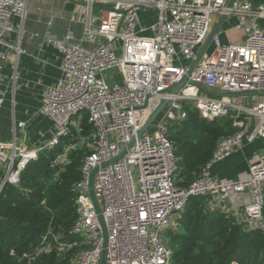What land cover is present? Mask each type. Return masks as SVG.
Returning <instances> with one entry per match:
<instances>
[{
  "label": "built area",
  "instance_id": "obj_1",
  "mask_svg": "<svg viewBox=\"0 0 264 264\" xmlns=\"http://www.w3.org/2000/svg\"><path fill=\"white\" fill-rule=\"evenodd\" d=\"M79 1L83 6L75 16L82 25L81 35L69 30L61 37L49 33L43 37L61 56V76L44 91L40 109V115L52 122V137L34 149L15 138L0 142V194L7 185L18 186L23 170L42 153L63 146L50 163L57 176L68 164L71 151H84L81 178L72 186L77 218L69 234L78 240L60 244L56 251L68 256L73 247L83 249L67 264H100L103 230L89 197L95 169L93 191L107 233L105 264H174V251L161 243L159 234L174 229L191 197L205 198L211 212L232 219L243 233L264 234V156L251 162L242 179L211 174L213 166L243 142L264 140V96L259 95L264 94V29L260 26L264 4L238 0L228 8L230 0ZM28 2L0 0V45L6 49L0 54L1 64L10 52H24L5 38L14 31V18L25 20ZM150 10L157 11L148 27L151 36H140L139 14ZM221 16L236 18L243 41L224 44L215 36L211 50L187 75ZM114 69L118 74L108 84L103 74ZM186 76V84L171 95L169 89ZM200 87L228 99L201 95ZM246 93L254 95L239 96ZM164 100L168 103L156 122L137 138ZM188 106L206 121L231 116L236 132L217 141L212 157L188 188H178V158L169 137L172 127L187 119ZM82 113L93 133L78 136L76 144L63 145L62 140L70 137L72 119ZM167 120L173 121L172 127H165ZM16 127L25 129L26 124ZM76 131L79 134V126ZM124 149L125 155L112 163ZM48 251L50 247H42L36 254Z\"/></svg>",
  "mask_w": 264,
  "mask_h": 264
},
{
  "label": "trees",
  "instance_id": "obj_2",
  "mask_svg": "<svg viewBox=\"0 0 264 264\" xmlns=\"http://www.w3.org/2000/svg\"><path fill=\"white\" fill-rule=\"evenodd\" d=\"M80 132L71 129L65 144L88 137L93 127L83 117ZM236 132L233 118L206 121L197 111L171 131L178 158L176 186L188 188L210 160L217 141ZM63 152V146L42 153L26 166L18 186L7 185L0 194V264H67L83 248L73 247L68 256L58 255L60 244L77 241L70 230L77 218L72 186L80 178L83 150H73L69 162L56 176L50 163ZM177 181L179 182L177 185ZM180 231L174 236L179 248L174 264H264V234L243 233L242 226L219 212H211L203 197H191L177 220ZM50 247L47 253L36 252ZM11 252L13 255H11ZM31 259L24 258V256Z\"/></svg>",
  "mask_w": 264,
  "mask_h": 264
},
{
  "label": "crops",
  "instance_id": "obj_3",
  "mask_svg": "<svg viewBox=\"0 0 264 264\" xmlns=\"http://www.w3.org/2000/svg\"><path fill=\"white\" fill-rule=\"evenodd\" d=\"M253 4H264V0H253ZM82 6L79 0H29L25 20L21 22L14 18V31L7 35L5 41L20 46L24 52L19 55L10 52L4 63L1 64L0 60L1 143L15 138L34 149L50 141L52 122L40 115V109L44 91L54 86L61 76V56L43 37L47 33L61 37L69 30L80 36L82 25L75 15ZM150 11H154L156 19L157 11ZM98 13L95 9V15ZM224 23L219 31L220 40L224 44L241 43L244 35L237 28L236 18H226ZM260 26L264 29V21ZM20 35L22 39L19 42ZM5 51L0 45V54ZM20 122H25V129L16 127ZM258 141L243 142L230 157L213 166L212 176L235 181L247 176L251 162L264 156L261 155L264 147Z\"/></svg>",
  "mask_w": 264,
  "mask_h": 264
},
{
  "label": "water",
  "instance_id": "obj_4",
  "mask_svg": "<svg viewBox=\"0 0 264 264\" xmlns=\"http://www.w3.org/2000/svg\"><path fill=\"white\" fill-rule=\"evenodd\" d=\"M238 1V0H230L229 4H228V8H231L234 3ZM249 2H251L253 4V0H248ZM254 5V4H253ZM226 17L225 16H221L218 18V20L214 23L212 31L210 33V35L208 36L207 40L205 41L204 45L202 46V48L200 49L196 60L192 63V65L190 66L187 75H189L191 73V71L194 69V67L197 65L198 61L200 60L201 56L204 54V52L209 48L210 43L212 41V39L219 35V31L221 29V26L223 25V23L225 22ZM187 82V76L184 77L181 82H179L178 84H176L175 86H173L172 88L169 89V93L171 95H175L177 94V92L186 84ZM201 90L210 95V96H215V97H227V95L225 94H217L214 92H211L203 87H200ZM254 94L253 93H246V94H241L239 95L240 97L242 96H248L249 98H251ZM260 96H264V94H259ZM238 95H232L230 97H239ZM168 101L164 100L160 106L153 112V114L150 116V118L147 120V122L141 127V129L139 130L138 134H137V138H140L141 135L152 125V123L160 116L161 112L163 111V109L165 108V106L167 105ZM253 125L250 126L249 128V132L252 130ZM248 132V133H249ZM134 141H132L128 146L127 149L129 147H131V145L133 144ZM124 149L122 150V152L115 158L113 159L111 162L113 163L114 161H117L119 159H121L125 153L126 150ZM97 172V169H95L91 175H90V181H89V197L91 199V202L93 204V207L95 209V212L97 214V218L100 222V225L102 227L103 230V250H102V255H101V260H100V264H105V256H106V245H107V233H106V228L104 225V221L101 215V210H100V206L97 202V199L95 197L94 191H93V183H94V176Z\"/></svg>",
  "mask_w": 264,
  "mask_h": 264
},
{
  "label": "rangeland",
  "instance_id": "obj_5",
  "mask_svg": "<svg viewBox=\"0 0 264 264\" xmlns=\"http://www.w3.org/2000/svg\"><path fill=\"white\" fill-rule=\"evenodd\" d=\"M139 18L141 20V24H140V28H142V31L139 32V35L140 36H144V37H148V36H151V32L149 31V26L151 24H153L155 22V13L154 11H147V12H140L139 14ZM213 18L215 19L216 17L213 16ZM226 23L223 24V26L225 25ZM241 31V30H240ZM211 50V47H209L208 49V52ZM118 74L117 72V69H114V70H111L109 72H105L103 74V78L104 80L110 84V77L111 79H114V77ZM214 93H217V94H220L219 92H214ZM201 95H207L206 93L204 92H201ZM222 99H228L227 97H223ZM258 99V98H257ZM261 100V99H260ZM258 100H255L254 103H256ZM244 102V104H246V106H248V101L247 100H243L242 103ZM186 111L188 113V111L190 113L192 112H196L197 110L192 107V106H188L186 108ZM197 116L198 118H200L199 116V113L197 111ZM84 117V114H79L77 117H74L72 119V130L76 131L78 129V126L80 124V121L82 120V118ZM227 118L229 117H225V118H222V119H225L227 120ZM201 119V118H200ZM156 122V121H155ZM172 124H173V121L172 120H167L165 122V127L169 128V127H172ZM153 128L151 127L149 131H151ZM176 130V126H173L172 127V131L174 132ZM258 142H260V144L264 147V140H259ZM264 152H261V155H263ZM133 179L135 180L136 179V176L135 174L133 173ZM181 183V181H179ZM177 181V185L179 183ZM179 219V218H178ZM180 231V228L178 226V224H176L174 226V229L172 230H166L164 232H161L159 234V240L161 241V243L165 246V247H168L170 249H172L174 252L179 248V240L176 239L174 236Z\"/></svg>",
  "mask_w": 264,
  "mask_h": 264
}]
</instances>
